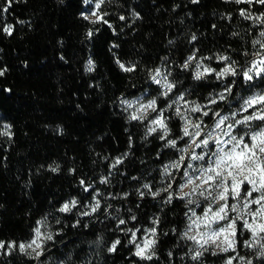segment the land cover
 <instances>
[{"label": "trees", "instance_id": "obj_1", "mask_svg": "<svg viewBox=\"0 0 264 264\" xmlns=\"http://www.w3.org/2000/svg\"><path fill=\"white\" fill-rule=\"evenodd\" d=\"M0 5L6 6V0H0ZM93 7L83 0H12L8 12L0 11V70L6 69L0 76V132L11 133V138L0 135V240L25 242L32 237L36 222L47 218L42 230L60 235L55 242H48L45 264H224L230 256L238 257L233 264H246L247 260L264 264L258 246H244L243 241L251 239L247 231L235 252L222 253L213 245L198 260L191 259L197 246L181 238L187 220L184 202L164 203L167 193L153 198L142 187L149 183L153 190L162 188V166L178 153L164 147L158 138L161 133L146 137L145 124L129 121L132 110L125 111L120 103L121 99L136 100L147 90L151 96L146 99L156 96L160 89L150 75L156 68L172 72L168 78L177 82L176 95L187 91L186 99L206 103L209 93L222 91L227 81L214 76L210 82L195 81L190 71H182L178 65L196 51L198 58L213 57L203 63L216 68L223 66L215 59L219 54L231 57L238 67L245 66L244 53L253 48L259 23L253 27L238 9L256 15L262 13V7L225 0H200L197 4L191 0H104L101 11L108 14L105 19L112 28L83 19L81 13L87 14ZM121 15L125 20H120ZM9 25L12 35L3 31ZM88 29H98L91 39L86 36ZM193 34L196 41H191ZM89 58L95 63L92 72L85 71ZM117 58L135 65L136 70L122 71ZM255 83L253 89L241 79L234 86L238 95L229 97L232 108L226 101L218 110L230 114L239 107L237 97L264 88V82ZM160 104H164L162 96ZM172 115L173 134L178 135L182 122ZM5 124L10 128L6 130ZM124 153L128 155L123 163L109 174L110 165ZM57 165L58 170L52 171ZM104 176L109 182L100 184ZM133 176L138 179L132 180ZM81 179L103 194L98 197L101 209L88 217H81L76 209L59 212V207L73 198L85 204L91 201ZM138 188L146 193L143 199ZM109 204L111 216L103 211ZM132 215L137 217L135 221L130 219ZM156 217L159 224L153 225ZM119 218L128 221L121 226L124 228H157L152 261L133 255L134 246L116 229ZM77 220L80 223L73 227ZM116 238L123 243L115 253H109L107 247ZM0 264L36 262L14 248L10 254L0 250Z\"/></svg>", "mask_w": 264, "mask_h": 264}, {"label": "snow or ice", "instance_id": "obj_2", "mask_svg": "<svg viewBox=\"0 0 264 264\" xmlns=\"http://www.w3.org/2000/svg\"><path fill=\"white\" fill-rule=\"evenodd\" d=\"M83 2L85 5H94L87 14L81 13L83 19L93 25L101 23L109 28L113 27L105 19L108 14L101 11L104 0H83ZM199 2L200 0H191L193 4ZM225 3L247 4L250 7L259 4L264 7V0H225ZM11 6L12 0H6V6L0 5V11L6 13ZM238 11L242 18L253 22V27L257 23L264 25V13L253 15L246 8H240ZM133 15L139 18L138 14L133 13ZM119 18L125 20L123 15ZM231 18V16L228 17V19ZM3 31L7 35H12V26L5 27ZM95 31L98 29H88L86 36L91 39ZM232 35L235 36L236 33ZM196 40L197 36L193 34L191 41ZM169 43L171 44L172 41L170 40ZM257 45L259 49L253 53L255 58L243 67H238L235 60L223 54L215 56L216 61L221 62L223 66L213 67L211 64L203 63L204 60L211 61L213 57L198 58L196 51L178 65L182 71H190L195 81L210 82L213 76L218 81H227L222 85V91L215 95L209 93L206 103L186 99V96L190 95L187 91L176 95L174 89L177 82L168 78L172 72L162 71L161 68L154 69L150 74L152 83L160 89L156 96L146 99L151 96V90H147L136 100L121 99L120 101L125 111L132 110L128 115L129 121L145 124L146 137L159 132L161 135L158 138L164 141V147L175 149L178 153L174 160L162 166L163 179L160 180V183L164 185L162 188L153 190L149 183H144L142 187L147 189L153 198L167 193V196L163 198L164 203L172 204L174 200L184 202L187 220L181 238L197 246L191 256L194 261L203 256L204 252H208L213 245L222 253H228L230 250L235 252L238 241L245 231L251 234V239H245L244 246L249 248L258 246L259 255H264V223L259 222L260 219H264V88H259L248 96L240 95L237 101L239 107L233 108L230 114H224L218 110L220 104L226 101L232 108L229 97L238 95L234 86L238 85L241 79L253 89L257 88L255 83L257 80L264 82V28L259 31V38L252 40L253 48ZM112 47L116 48L118 45L113 44ZM244 55L248 53L245 52ZM164 59L167 60V57ZM193 62H195L194 66ZM116 63L124 72L136 70L135 65H126L118 58ZM94 69L95 63L89 58L85 71L92 72ZM5 71L6 69L0 70V76H3ZM229 77L232 79L229 80ZM5 91L10 90L5 89ZM161 96L164 98L163 106L160 104ZM172 113L182 122L178 135L173 134L175 125L171 124ZM204 118L211 119L213 123L208 124ZM4 128L7 130L10 126L5 124ZM0 135L11 138L10 131L0 132ZM170 135L172 138H169ZM181 144H183L182 147ZM131 146L130 137L129 147ZM127 155L124 153L122 157L115 158L110 165L109 174L123 163ZM58 168L59 165L51 170L55 172ZM131 179L138 178L133 176ZM99 182L107 184L108 177H101ZM80 185L84 192L91 195V201L85 204L73 198L63 203L58 209L59 212L70 213L76 209L81 217H88L101 209V200L98 197L103 194L84 179L80 180ZM186 188L189 190L185 191ZM137 192L141 199L146 195L139 188ZM123 195L127 197L128 193ZM81 208L85 210L80 211ZM110 208H112L111 204L103 209L109 216H111L108 212ZM198 209L201 211L198 212ZM115 211L119 212V209ZM112 218L116 219V217ZM130 219L135 221L137 217L132 215ZM56 223L59 224L60 220L57 219ZM79 223L80 221L77 220L73 227ZM127 223L126 219L119 218L116 229L124 233L129 245L134 246L133 255L141 260L152 261L156 255L157 228L121 227ZM152 224L158 225L159 218H153ZM45 227H47V218L38 220L29 240L19 244L14 241L6 243L0 240V250L10 254L14 248H18L21 254L35 261L36 264H45L44 257L50 251L48 242H55V237L60 235V232L43 231L42 228ZM172 231L175 232L176 229ZM141 232L144 233L143 236L138 235ZM96 243L99 244V241ZM122 243L120 238H116L107 247V251L115 253ZM190 251L193 250L190 249ZM211 254L217 255L216 251H212ZM169 256H172L171 252ZM237 258V256H230L224 264H233ZM239 259L244 261L243 257ZM246 264H253V262L247 260Z\"/></svg>", "mask_w": 264, "mask_h": 264}, {"label": "built area", "instance_id": "obj_3", "mask_svg": "<svg viewBox=\"0 0 264 264\" xmlns=\"http://www.w3.org/2000/svg\"><path fill=\"white\" fill-rule=\"evenodd\" d=\"M262 13H264V7H262ZM251 22V21H250ZM251 24H252V22H251ZM262 28H264V25H260L259 24V27H257V31H255L256 33H255V37L256 38H259V31L262 29ZM255 38V39H256ZM255 51H257V50H255V48H252L250 51H248L247 53H248V55H245L246 56V63H245V65L248 63V62H250V61H252L255 57L253 56V53L255 52Z\"/></svg>", "mask_w": 264, "mask_h": 264}, {"label": "rangeland", "instance_id": "obj_4", "mask_svg": "<svg viewBox=\"0 0 264 264\" xmlns=\"http://www.w3.org/2000/svg\"><path fill=\"white\" fill-rule=\"evenodd\" d=\"M94 6V5H93ZM93 19H94V17H93ZM250 95V94H249ZM244 96H248V95H244ZM237 100L239 99V97H237L236 98ZM246 114V113H245ZM254 123H256V122H254ZM242 131H243V129H242ZM261 221H259V222H261V223H264V219H260Z\"/></svg>", "mask_w": 264, "mask_h": 264}, {"label": "bare ground", "instance_id": "obj_5", "mask_svg": "<svg viewBox=\"0 0 264 264\" xmlns=\"http://www.w3.org/2000/svg\"><path fill=\"white\" fill-rule=\"evenodd\" d=\"M259 49V46H258V48H257V50Z\"/></svg>", "mask_w": 264, "mask_h": 264}]
</instances>
